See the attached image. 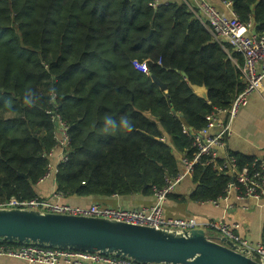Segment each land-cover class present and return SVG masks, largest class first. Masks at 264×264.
Masks as SVG:
<instances>
[{
    "label": "trees",
    "instance_id": "obj_1",
    "mask_svg": "<svg viewBox=\"0 0 264 264\" xmlns=\"http://www.w3.org/2000/svg\"><path fill=\"white\" fill-rule=\"evenodd\" d=\"M153 1L0 0V203L37 196L57 116L70 136L56 173L63 195H154L181 171V155L193 157L187 128L199 131L231 106L244 87L231 56L243 61L185 3ZM231 1L240 21L264 32V0ZM190 83L205 85L209 100ZM124 117L133 131L104 130L107 118ZM231 153L240 167L255 159ZM193 181L190 198L208 202L225 196L230 178L198 163Z\"/></svg>",
    "mask_w": 264,
    "mask_h": 264
},
{
    "label": "built area",
    "instance_id": "obj_2",
    "mask_svg": "<svg viewBox=\"0 0 264 264\" xmlns=\"http://www.w3.org/2000/svg\"><path fill=\"white\" fill-rule=\"evenodd\" d=\"M187 5L196 18L204 25L213 39L226 51L233 50L242 58V64L232 57V61L238 66L243 89L237 93L231 106L226 109H218L206 116L207 123L199 131L187 128L192 138L195 152L193 157L181 155V171L176 177L168 178L166 185L154 188L155 202L149 207L127 208L122 206H108L92 203L88 206H77L63 203L56 198L61 194L53 193L54 199H46L42 196L34 198L11 197L0 203L2 207H17L37 209L43 212L61 214H74L93 216L104 219L123 221L130 224L149 226L156 229L172 228L189 230L205 228L211 236H225L233 242L264 255L262 242L252 243L240 236L237 230L238 222H227L223 219L200 220L197 216L188 218L167 217L164 213V203L168 196L173 193L178 184L186 177L193 178L195 165L201 163L210 165L218 175L230 178L225 196L218 200H211L218 206L234 195L237 200L252 198L256 202L264 201V157L255 158L250 165L239 166L237 157L229 150L228 140L231 136L232 122L239 109L246 105L248 96L253 92H260L264 85V32L260 33L253 29V22H242L233 11L231 0L222 2L231 8L229 15L219 11L208 0H180ZM154 0L150 5L157 8L162 4ZM134 66L149 74L146 61H134ZM160 63V62H159ZM56 124V145L46 154L49 159L47 171L39 182L53 178L56 182L58 166L68 160L70 143L69 126L59 116L53 117ZM203 158H206L203 160ZM16 242H0V257L21 259L29 263L41 264H140L131 258H122L114 255H105L99 252H86L65 248L40 246L34 243L17 244Z\"/></svg>",
    "mask_w": 264,
    "mask_h": 264
},
{
    "label": "water",
    "instance_id": "obj_3",
    "mask_svg": "<svg viewBox=\"0 0 264 264\" xmlns=\"http://www.w3.org/2000/svg\"><path fill=\"white\" fill-rule=\"evenodd\" d=\"M186 77L185 73H182ZM161 89L167 84L152 75ZM209 100L205 85L190 83ZM21 176L27 177L20 173ZM99 252L140 264H264V255L205 228L156 229L93 216L0 206V242Z\"/></svg>",
    "mask_w": 264,
    "mask_h": 264
},
{
    "label": "crops",
    "instance_id": "obj_4",
    "mask_svg": "<svg viewBox=\"0 0 264 264\" xmlns=\"http://www.w3.org/2000/svg\"><path fill=\"white\" fill-rule=\"evenodd\" d=\"M161 3L179 0H158ZM194 1V0H193ZM219 11L229 15L231 8L222 0H208ZM253 29L255 25L253 22ZM229 150L233 153L253 158L264 157V85L260 92H253L248 96L246 105L242 106L232 122L231 136L228 140ZM193 178H185L176 187L164 203V213L167 217L188 218L197 216L204 219H223L227 222L240 224L237 232L241 237L252 243L264 244V201L256 202L252 198L237 200L232 195L228 201L216 206L211 202H195L190 195L195 191ZM38 196L54 199L57 183L53 178L38 182L35 186ZM56 200L77 206H88L99 203L108 206H122L127 208L149 207L155 202L154 195L133 194L128 196L113 195L100 197L94 195H61ZM0 264H41L0 257Z\"/></svg>",
    "mask_w": 264,
    "mask_h": 264
},
{
    "label": "clouds",
    "instance_id": "obj_5",
    "mask_svg": "<svg viewBox=\"0 0 264 264\" xmlns=\"http://www.w3.org/2000/svg\"><path fill=\"white\" fill-rule=\"evenodd\" d=\"M26 102L31 103V93H26L25 96ZM108 129H113V130H123L127 132H131L134 130V125L133 123L129 120L128 117L122 118L120 121H115L111 118H107L104 121V130L107 131Z\"/></svg>",
    "mask_w": 264,
    "mask_h": 264
},
{
    "label": "rangeland",
    "instance_id": "obj_6",
    "mask_svg": "<svg viewBox=\"0 0 264 264\" xmlns=\"http://www.w3.org/2000/svg\"><path fill=\"white\" fill-rule=\"evenodd\" d=\"M178 2H180V0ZM186 178H188V177H186Z\"/></svg>",
    "mask_w": 264,
    "mask_h": 264
}]
</instances>
